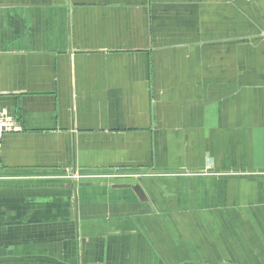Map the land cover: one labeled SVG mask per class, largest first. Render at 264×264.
I'll list each match as a JSON object with an SVG mask.
<instances>
[{
	"label": "crops",
	"instance_id": "obj_1",
	"mask_svg": "<svg viewBox=\"0 0 264 264\" xmlns=\"http://www.w3.org/2000/svg\"><path fill=\"white\" fill-rule=\"evenodd\" d=\"M0 107V264H264V0H0Z\"/></svg>",
	"mask_w": 264,
	"mask_h": 264
},
{
	"label": "built area",
	"instance_id": "obj_2",
	"mask_svg": "<svg viewBox=\"0 0 264 264\" xmlns=\"http://www.w3.org/2000/svg\"><path fill=\"white\" fill-rule=\"evenodd\" d=\"M21 127L6 109L0 108V152L5 135L21 132Z\"/></svg>",
	"mask_w": 264,
	"mask_h": 264
},
{
	"label": "water",
	"instance_id": "obj_3",
	"mask_svg": "<svg viewBox=\"0 0 264 264\" xmlns=\"http://www.w3.org/2000/svg\"><path fill=\"white\" fill-rule=\"evenodd\" d=\"M127 187H130L138 196L140 200L147 201V197L142 189V187L138 184H132V185H125Z\"/></svg>",
	"mask_w": 264,
	"mask_h": 264
},
{
	"label": "rangeland",
	"instance_id": "obj_4",
	"mask_svg": "<svg viewBox=\"0 0 264 264\" xmlns=\"http://www.w3.org/2000/svg\"><path fill=\"white\" fill-rule=\"evenodd\" d=\"M1 108V107H0ZM3 109H5V108H3ZM7 110V109H6ZM8 111V110H7ZM10 114V113H9ZM12 116V115H11ZM14 117V116H13ZM15 118V117H14ZM15 120H16V118H15ZM17 121V120H16ZM17 123L19 124V122L17 121Z\"/></svg>",
	"mask_w": 264,
	"mask_h": 264
}]
</instances>
